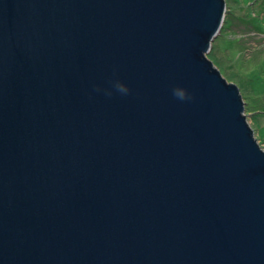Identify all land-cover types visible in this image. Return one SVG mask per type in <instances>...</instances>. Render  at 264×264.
Here are the masks:
<instances>
[{
  "label": "water",
  "instance_id": "water-1",
  "mask_svg": "<svg viewBox=\"0 0 264 264\" xmlns=\"http://www.w3.org/2000/svg\"><path fill=\"white\" fill-rule=\"evenodd\" d=\"M226 11L0 0V264H264V148L208 56Z\"/></svg>",
  "mask_w": 264,
  "mask_h": 264
},
{
  "label": "rangeland",
  "instance_id": "rangeland-1",
  "mask_svg": "<svg viewBox=\"0 0 264 264\" xmlns=\"http://www.w3.org/2000/svg\"><path fill=\"white\" fill-rule=\"evenodd\" d=\"M250 3L256 14L263 11L262 0H239L238 3L234 2L232 6L237 15L244 16L246 11L249 12L247 5ZM251 13L256 15L253 12ZM251 30L250 27L241 23L239 18H236L234 27H232L231 31L236 33L237 36L230 34L223 38V40L219 39L218 41H214L215 46L213 43L212 50L215 51L216 57L221 62L220 65L223 75L229 82H234L240 87L245 104L248 100L250 105H253V109H260L264 112V80L262 82L254 80L255 78H259L258 76L264 79V34L255 35ZM220 35L216 39H218ZM245 114L253 129L264 128V119L254 124L252 114L247 111V108ZM254 132L256 138H258L259 133H257L255 129ZM258 141L260 143V140ZM260 144L264 148V144Z\"/></svg>",
  "mask_w": 264,
  "mask_h": 264
},
{
  "label": "trees",
  "instance_id": "trees-1",
  "mask_svg": "<svg viewBox=\"0 0 264 264\" xmlns=\"http://www.w3.org/2000/svg\"><path fill=\"white\" fill-rule=\"evenodd\" d=\"M228 5H227V16L225 18V22L222 28V33L220 35V37L218 39H216L215 41H218L219 39L223 40V38L229 36L230 34H233L234 36H237L236 33H233L232 27H234V23L236 18H239L240 22L245 24V26L250 27L252 30L251 32H254L255 35H261L264 34V0H262V9L263 11L256 14L253 11V6L251 5V3L249 5H247L248 7V11L249 12H245L244 16H239L235 13L234 8L232 6V4L234 2H239V0H227ZM251 12H253L256 15H253ZM244 14V13H243ZM241 14V15H243ZM239 39V38H237ZM214 46H215V42H214ZM209 57L214 61V63L220 67V69L222 70V67L220 65V61L218 60V58L216 57L215 51L212 50L209 53ZM259 78H255L254 80H259V82H262L264 79L260 78V76H258ZM260 87L262 88V86L260 85ZM246 108L247 111L250 112L252 114V120L254 122V124L262 121L264 119V112H262L263 110L260 109H253V105H250L249 101H246ZM257 133H259L258 135V140H260V143L264 144V128L259 129V128H254Z\"/></svg>",
  "mask_w": 264,
  "mask_h": 264
},
{
  "label": "clouds",
  "instance_id": "clouds-1",
  "mask_svg": "<svg viewBox=\"0 0 264 264\" xmlns=\"http://www.w3.org/2000/svg\"><path fill=\"white\" fill-rule=\"evenodd\" d=\"M118 72L117 68L113 69V75L116 76ZM93 91L98 94H103L107 98H111L114 94H119L121 96H128L132 94V89L124 81L114 78L111 82L110 87H101L100 85H94ZM172 95L180 101H191L194 99V94L190 92L184 86H176L172 89Z\"/></svg>",
  "mask_w": 264,
  "mask_h": 264
}]
</instances>
